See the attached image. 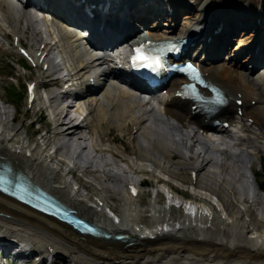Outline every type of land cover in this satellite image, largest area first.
I'll use <instances>...</instances> for the list:
<instances>
[{
    "label": "bare ground",
    "instance_id": "bare-ground-1",
    "mask_svg": "<svg viewBox=\"0 0 264 264\" xmlns=\"http://www.w3.org/2000/svg\"><path fill=\"white\" fill-rule=\"evenodd\" d=\"M49 1L56 3V0ZM131 1L133 0H130L129 5L123 6L119 11H130L134 7L133 3L136 0ZM194 2L201 9L200 13L198 10L196 13L183 14L184 11L188 12L184 8H191L190 4ZM171 3L184 7L177 10L175 14V16H178V21H175V24H172V21L161 22L163 20L159 23L155 22L149 28L146 39H172L190 36L194 35L195 32H200L196 30L201 26H209L208 23L217 21L215 24L222 25L221 32L213 36L212 39L209 40L206 37L203 40H196L199 41V45L204 42V47L209 52L218 53L215 58L208 57L205 60L203 71L212 82L224 88L230 99L228 105L215 115L229 119L231 122L230 127H211L208 125L211 118L208 119L205 115L199 113L193 114L189 102L173 96L179 85L175 80L172 83V91L169 94L171 100L167 102L163 115L153 111V109L146 111V113L143 112L141 115H135L134 111L132 112L134 108L133 102H135L133 101L132 93L115 81L110 84L111 86L104 83L99 87L103 88L107 85L108 87L105 90L97 89L92 94L82 95L84 97L79 99L84 103L81 107L86 106L91 115L89 120L86 119V122L89 121L90 125L85 126V128L73 123L68 125L65 130L58 129V127L66 123L64 118L72 111L74 104L54 107L53 120L42 127L44 131H39L41 134L39 136L41 141L39 142L29 141L30 136L26 133L25 136H17V129L10 127V121L0 122V161L9 163L12 169L24 173L28 179L54 195L61 203L75 209L76 213L93 221L106 232L112 234L120 231L127 237L124 241H119L113 237L104 238L102 236L82 234L75 231L71 226L57 221L55 218L40 214L20 203H16L10 197L0 194V264L3 263L1 262V256H3L2 252L4 249L8 247L9 239H15L14 242L17 243L15 244V249H17L16 251L19 255L15 253L16 255L12 254L13 257H8L15 264L17 257L23 263L24 261L26 262L25 258L33 253L40 261H47L50 264H56L57 262L62 264H264V220L260 218V220H255L252 217L247 218V214L244 213L249 210L252 211V205L264 204L263 197L258 194L255 199L250 200L245 194L240 196L237 194L236 182L239 181L241 176H248L245 174L248 164L243 162L244 159L242 154L239 153L240 151L229 153L226 148L221 149L213 146V139L207 137V134L205 135L206 137L203 135L207 130L216 129L222 135L235 137L238 146L251 145L254 142V139H251L253 138L251 135L240 138L236 134V130L240 126V130L243 132H248V134H253L254 136L257 133L255 131L254 134L253 131L249 130L250 127L248 128L247 124H242L243 116L251 118L253 120L252 123L264 132V69L257 72L258 74L253 76V78H250V76L242 72L241 69L244 68L242 62L237 61L235 57L228 58L229 55H226V50L229 45L225 44L229 29L233 30L232 33H238L237 37L232 34L235 40L238 39L236 40L238 46L242 43L241 38L245 39L243 43L251 41L255 20L258 18L264 19V0H170L167 8L170 7ZM12 10L13 8L11 9L10 4L6 0H0V15L2 19L5 18L11 23V26H13L12 32L19 37V40L23 32H30V36L37 43L35 46L36 50L39 49L35 59L39 58L47 48H50L49 41L43 37L37 38L40 31L36 25H33V21L30 20L26 13L22 12V16L18 19L13 15ZM218 12L219 18L217 17L215 20L214 14ZM142 16L141 20L146 24L149 16L145 17V14H142ZM22 21L25 24L20 26ZM180 22L182 24L178 25ZM249 25L251 26L249 27ZM54 29L51 32L50 27H48V34L51 35V33L55 34L56 32L60 36L61 47L73 64L71 72L74 73L77 70V74H79L83 68L82 65L87 58L91 57V54L83 46H80L76 35L68 34L58 24L55 25ZM246 29L251 31L245 33ZM112 30H117L116 25L107 29L105 33H112ZM136 31L134 32L137 33L135 40H138L143 36L140 30ZM100 34L103 36L102 33ZM5 37L6 31L0 23V39H5ZM261 37L258 36L256 40L261 42L264 39ZM221 49L225 51L222 57L219 55ZM1 50L8 51L3 49L0 44V52ZM9 52L12 53L11 50ZM262 53L260 52V54ZM248 56L243 59L249 60L250 56ZM254 58H258L256 54ZM218 59H222V61ZM19 64L22 63L19 61ZM40 65L42 66L43 62ZM10 71L1 72L4 75L10 73ZM46 71L47 69L43 70L42 73ZM87 81L85 78V85ZM39 86L40 82L35 81L36 89ZM5 93L2 78H0V100L10 102L7 98H4L3 94ZM238 94H240L243 101L241 105L242 116L236 115L235 98H239ZM37 97L39 98L40 96L38 95ZM50 99L53 101L56 96L51 95ZM251 100H255L254 104L251 103ZM94 103L100 105L94 108ZM24 105L27 106V102ZM30 109L34 114L35 108L30 105L26 107V115ZM76 109L79 112L81 111L79 106ZM5 112L6 110L2 111V114ZM145 114L153 116L154 124H156L153 128L150 125H146V120L149 117L145 116ZM108 116H111L110 120L114 119L117 122H110V124ZM12 117L11 121L15 122V116L13 115ZM112 124L114 126L117 124L118 128L125 130V132L120 134L122 140L130 139L131 137L137 140L136 134L143 136L146 140L144 148L147 151L149 150L147 153L150 155L143 153V151L142 153L138 151L135 153L134 150L135 157L139 160L136 165V161L134 159L130 160L128 155L124 153V151H127L126 148L117 150L111 144L102 146L98 143H92V147L96 151L102 153L110 152L114 158L127 163L130 173H145L149 181L157 182L160 185L163 182L162 184L166 188L168 187L175 191L176 195H181L183 192L180 189L172 188L169 179H180L182 183L188 184L195 189L193 197L199 200L196 202V207L198 209L204 207L208 211V215L202 213V215L196 214L190 217L185 214L176 221L175 217L171 216L169 208L162 209L158 205L156 201L157 193L154 198L149 200L147 210L144 211L136 203L134 196L132 197L128 192L125 193L121 189L115 188L109 180L110 184L104 181V176H111L112 180L114 179L118 183L129 182L133 178V173L125 178L112 174L110 169L106 172L104 168L101 170L100 175L94 174V180L99 185V187H96V185L93 188L97 204L94 206L92 202L81 196L80 189L77 192L76 189L72 188L70 180H67L60 170L59 172L56 167L50 165L54 161L62 166L65 163L64 159L57 158L53 154L50 157L47 154L45 147L51 143L50 140L53 139L51 136H54L57 140L58 138L64 139L58 145L53 144L58 151L62 150L74 137L77 142L85 140L88 132H90L91 136L94 133L100 136L101 140L109 136L110 142L113 143L116 142V137L114 135L110 136ZM157 125H161L162 131L158 130L159 127ZM132 126H137V129L133 131ZM87 127H93L95 130L91 131L89 129L88 132H84ZM194 127L197 129L195 130ZM27 128H31L32 133L38 131V127L34 129V126L30 124L27 125ZM222 141L226 142L224 139ZM136 143V145L140 146V143ZM41 144H44V146H41ZM136 145L134 144V146ZM197 146H199V149L195 151ZM156 153L165 159L164 163L155 158ZM65 157L68 162L73 163L72 167L69 166L71 173L75 177L77 167L80 165L71 156L66 155ZM52 158L53 160L56 158V160L52 161ZM175 158L180 160L178 163L181 166L188 168L190 172L188 178L184 174L178 176L179 173L176 174L172 170L171 166L176 163L172 162V160ZM211 164L215 168H207ZM88 166L81 170L83 175L89 172ZM166 172H168L169 179H165L162 176ZM192 173H194V177ZM81 176L78 173L75 178L80 182V187L82 186L88 193L94 185L88 180L81 178ZM246 179L249 178L246 177ZM258 186H260L259 183ZM224 191L228 193V197L236 198L237 202L243 203L245 205L244 210H237L236 205L232 202L233 200L229 201L223 195ZM215 196L220 201L218 202L219 207L214 203L213 198ZM99 202L112 206L119 212V215H121L119 224H114L105 215L104 211L99 209L101 206ZM144 212L149 213V220L144 219L142 214ZM11 250L12 248L8 253Z\"/></svg>",
    "mask_w": 264,
    "mask_h": 264
},
{
    "label": "rangeland",
    "instance_id": "rangeland-1",
    "mask_svg": "<svg viewBox=\"0 0 264 264\" xmlns=\"http://www.w3.org/2000/svg\"><path fill=\"white\" fill-rule=\"evenodd\" d=\"M165 19H167V18H165ZM3 20H5V21H3ZM0 23H1V25L4 27V29L6 31V38L8 40V41H5L6 38L5 39L3 38L2 40H0V44L3 47V49H8V51L1 50V52H0V70L2 72L3 71H6V70L7 71L8 70H11L10 73L4 74V75L0 71V78H2L3 89L7 92V94L5 93V94H3V96H4V98H7L10 101V102H5L4 100H0V109H1L0 110V112H1L0 113L1 114L0 115V122L3 123L4 121H10L11 122L10 127L11 128H15V130L17 129V132H16L17 136L22 137V136H25V133H26L28 136H30V139L35 140V142L36 141L39 142L40 140L37 138V136L35 134L36 132L32 133L31 132V128H27V126H26V124H27V122H28L29 119H25L23 121V119L26 116V114H25V112H26V110H25L26 109V105H24L25 104V94H24V91H25L24 85H25V83L24 82L27 79H29V80H31L33 82H35V81L36 82L37 81L39 82V80L41 79L40 75L42 73L41 72L42 69H40V67L27 69V68L21 67V65L18 64L17 58H19V55L17 54V52H16L15 49H12V45H11V41H12V38H10L11 30H12L11 23L8 22V20L5 19V18L2 19V16L1 15H0ZM23 24H25V23H23V22L21 23L20 22V26L21 25L23 26ZM38 25L41 26L42 28H44V25L42 24L41 21L38 22ZM37 29H38V27H37ZM42 34H45V33L44 32L39 33V35L37 37H42L41 36ZM144 34H146V33H143V35ZM21 37H23L22 42L25 41V43H27V44H30V43L33 44V43H35L33 45H36V42H33L34 40L30 36V32H23V35H21ZM230 45L228 47V50L229 51L227 50V52H228L227 55L233 56V55H235L234 49H236V47L238 46V44H236L235 42H232V43H230ZM9 50H11L12 53L9 52ZM219 61H222V60H219ZM243 62H244V60H243ZM66 64H68V61H65L64 66H66ZM247 65L249 66V64H246V66ZM241 70H242V72L244 74L250 76V78H252V76L254 74H256L255 72H253L252 74L246 73L247 70H245V68H242ZM81 71H82V73L84 72L83 69L80 70V72ZM248 72H249V70H248ZM109 86H111V85H109ZM107 87L108 86L106 85L105 88L103 87L101 91L105 90ZM40 88H41V84H40V86L38 88V93H39V95L40 94L43 95L42 89H40ZM127 90L133 93V91L131 89H127ZM1 92L3 93V90L2 89H1ZM49 92L51 94H53L54 89H50ZM18 95H19L20 98L18 97ZM15 103H16V105H14ZM133 103H134V108H133L132 112L134 111L133 113L135 115H141L142 111L144 110V108H143L144 106H142V105L140 106L138 104V102H133ZM99 105L100 104L94 103V108L98 107ZM15 106H16V108H15ZM4 110H6V112L4 114H2V111L4 112ZM80 110H81V108H80ZM73 111H79V110H77L76 107H75V108H73ZM95 111H96V109H95ZM7 114L8 115L10 114V115L8 116ZM31 114L34 115L32 112H31ZM13 115L15 116V122H12L10 120L11 118L13 119V117H12ZM41 115L44 116V112ZM108 115H109V113H108ZM28 116H29V118H32V116L30 115V112H28ZM145 116L149 117L146 120V125H148V126L150 125V127L153 128L154 125H156V124H154L155 122L153 121V116H148L147 114H145ZM150 117H151V119H150ZM90 118H91V115H90ZM90 118H88L87 120H89ZM109 118H111V116H108L109 123L110 122H112V123L113 122L114 123L117 122L114 119L110 120ZM46 122H47V119L45 118L43 120V122L41 123V125H42L41 127H43L46 124ZM89 125H90V123H89ZM157 126L159 127L158 130L159 131H162L161 125L160 126L157 125ZM249 127H250L249 130H251V131H255L256 130L255 127H254V125H249ZM35 128H37V125L34 126V129ZM89 129H91V131L92 130H95L93 127L92 128L91 127L88 128V130ZM132 130L135 131L136 130V127L132 126ZM110 132H112V133H110V136L111 135H114L116 137V142L111 143L110 140H109V136L105 137L104 140H101L100 136L96 135L95 133H94L93 136H91V135H89L90 134V132H89L88 135L90 137H88L87 139L81 140V141H78V142L76 141L74 143L68 142L67 145L62 148V150H59L58 152L53 153V155H55V157L62 158V159H64L66 161L63 164V166L61 165L62 167L60 168V171H61V169L65 168L66 166H69L70 165L72 167V165H73L72 162H68L67 158L65 157L66 155L71 156L74 161L76 160L79 163L80 166L77 167V170H76L77 171V174L75 175V177L78 176V173H79V174L82 175L81 178H83L84 180H88L89 182L91 181V183L94 185V186H92V188H91V190L89 192L90 194L93 195V197L91 198V200H95L96 199L95 194L93 193V190H94L93 188L96 185H97L96 187H99L98 183L94 180V174L95 175H97V174L100 175V172H101V171L98 170V167H100V169H103L104 168V170H106V172H108V170L110 169V172L112 174H116V175H119V176H122V177H125V178L128 177V175H130V174L133 173V172L130 173V171H129L130 169L128 168V165H126L127 164L126 162H124L122 160L119 161L117 158H114L111 155L110 152L109 153H102V152L96 151L92 147V143H95V144L98 143V144H100L102 146H104L105 144H106L105 146H107L108 144H111L114 147H116L117 150H123L124 148H126L127 151L126 152L124 151V153H126V155H128V158L130 160L134 159L136 161V165L138 164L139 160L136 159L135 153L137 151L138 152H141V153H142V151H143V153L144 152L147 153L149 151V150L148 151L145 150L144 145L146 143V140L140 134H136L137 135L136 136L137 137V140L132 139V137L130 139L126 138L125 140H122L120 134H121V132L122 133L125 132V130L123 128L121 129L120 127L118 128L117 124L115 126L112 124V131H110ZM133 133H135V132H133ZM206 134L207 133H204L203 134L204 137L207 136V137H211L213 139V141H212L213 146L219 147L221 149L224 146V147H226V149H228L227 151L229 153H233L235 151H237V152L240 151L239 153L242 154V158L244 159L243 162H245L246 164H248V168H246V171H245V174H247L248 176H241V178L239 179V181L236 182V187H237V191H238L237 194L239 196L245 194V195L248 196V198L250 200L251 199H255L256 198V195L260 194L263 197V201H264V192L262 193V192H259V191L257 192L256 191V185L258 183H260V180L261 179L262 180L264 179V141L260 137H258V138H256V140L254 142H252L253 144H251V145H249V144H246L245 145L244 144V145H239V146H234V145L231 146V144L225 142V144H222L223 145L222 146V145L219 144L218 141H215V140H217L220 137V135L218 133L210 132L207 135ZM246 136H247V134H246ZM51 138H53V139L50 140L51 141V143H49L50 145L51 144H57L58 145V143H60V142L62 143V141H64L63 138L62 139L61 138H58V140L54 136L53 137L51 136ZM136 142H138V144L140 143L139 144L140 146H142V145L143 146L140 148V146L136 145L137 144ZM134 144L136 146H134ZM254 145H256V146H254ZM198 149H199V146L195 147V151H198ZM132 152H133V154H132ZM56 154H57V156H56ZM147 154H149V153H147ZM155 155H156L155 158L157 160H159L160 162L164 163V160L165 159H163L162 157H160L158 153H156ZM54 160H56V158H54ZM54 160L52 158V161H54ZM179 161L180 160L178 158H175V159L172 160V162H174V163L176 162L173 166H171L172 170L175 171L176 174L179 173L178 176H181V175L184 174V176H186L188 178L189 173H190L189 170H188V168L186 166H181L178 163ZM55 162L56 161H54V163H52V164H55V165H57V167H59L60 165L58 163H55ZM87 166H88L89 172H87V174L83 175V172L81 170L84 169V168H86ZM92 166H94V167H92ZM250 167H251L252 170L250 169ZM207 168L212 169V168H215V166L211 164ZM57 170L59 171V169H57ZM167 173L168 172H166L165 175H162L163 178L169 179L168 178L169 176H168ZM255 173L256 174L257 173L260 174L261 175L260 178L257 177V179L254 180L252 174H255ZM64 175H65L64 177L66 179L72 180L75 183V185L78 184V182H77L78 179L75 178L74 175H71V174H64ZM132 176L134 178L135 177L136 178H141V177H144V176H147V175L145 173L144 174L133 173ZM246 177H248L249 179H246ZM84 180H83V182H85ZM108 180L114 185L115 188H118V189H122L123 188V190L124 189L126 190V187L124 186L125 182L118 183L117 181H114V179L112 180V177L111 176L110 177L104 176V181L106 183L108 182L107 184H110V182ZM169 180L174 183L173 185H179L180 186V189L183 190V192H186L187 195L193 196V194L195 192V189H193V187H190L188 184L182 183L180 181V179H177V180L169 179ZM151 183H152V186L151 187L144 186L141 189V191H143L142 194L139 195V196H137L136 198H134L135 201H136V203L144 211L147 210V207H148V204H149V200L155 197V192H156V189H157L156 187H160L162 190H164L166 188L165 185L162 184V183L159 186L156 183H154L153 181H151ZM169 183H171V182H169ZM80 192L81 193H84L83 192V187L80 188ZM124 192L126 193V191H124ZM227 194H228L227 192H225V191L223 192V195L225 197H227V199H229V201H232L233 200L232 202L234 203V205H236L237 210H242V209L244 210L245 205L243 203L237 202L236 198L228 197ZM165 199L166 198L164 197V195L159 192V195L157 196L156 201L158 202V205L160 207H162V209L166 208L165 207L166 206L165 203L167 201ZM213 199H214V203L218 205V202H220L219 199L216 198V196ZM117 205H119V204L117 203ZM217 205H215V206H217ZM218 207H219V205H218ZM251 207L253 209L252 211L249 210L247 212H244L245 214H247L246 217L247 218L248 217L249 218L252 217L255 220H260V219H263L264 220V212H263L264 211V204L263 203H262V205L261 204H255V205H252ZM170 212H171V216L173 218L175 217L174 219L176 221L179 219V217H182L183 216V213H184V212H182V210L180 208L179 209L172 208V209H170ZM142 214H143L145 220H149V218H150L149 213L144 212ZM258 214H259V216H258ZM29 257H26L25 258L26 262L24 261L23 263L20 260H18L17 259L18 257H17L16 258V264H50L47 261H39V262L35 263L34 261L38 257L35 256L34 254L31 255V256H29ZM60 263L61 262H59V263L57 262L56 264H60Z\"/></svg>",
    "mask_w": 264,
    "mask_h": 264
},
{
    "label": "snow or ice",
    "instance_id": "snow-or-ice-1",
    "mask_svg": "<svg viewBox=\"0 0 264 264\" xmlns=\"http://www.w3.org/2000/svg\"><path fill=\"white\" fill-rule=\"evenodd\" d=\"M137 51V53H140V49H137L136 50ZM135 59L136 60H148L149 58L148 57H145V56H143V55H137L136 57H135ZM159 63V61L158 60H155V59H153V64H158ZM149 66H151V65H149Z\"/></svg>",
    "mask_w": 264,
    "mask_h": 264
},
{
    "label": "trees",
    "instance_id": "trees-1",
    "mask_svg": "<svg viewBox=\"0 0 264 264\" xmlns=\"http://www.w3.org/2000/svg\"><path fill=\"white\" fill-rule=\"evenodd\" d=\"M18 97H19V95H18ZM20 98V97H19Z\"/></svg>",
    "mask_w": 264,
    "mask_h": 264
}]
</instances>
